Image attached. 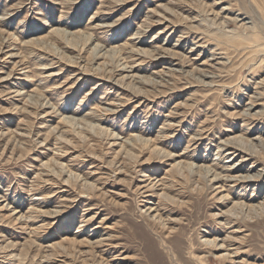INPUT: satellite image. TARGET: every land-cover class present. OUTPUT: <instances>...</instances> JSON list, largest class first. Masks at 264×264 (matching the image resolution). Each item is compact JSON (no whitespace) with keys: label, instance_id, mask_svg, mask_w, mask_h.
<instances>
[{"label":"rangeland","instance_id":"rangeland-1","mask_svg":"<svg viewBox=\"0 0 264 264\" xmlns=\"http://www.w3.org/2000/svg\"><path fill=\"white\" fill-rule=\"evenodd\" d=\"M234 164L264 0H0V264H264V178L198 169Z\"/></svg>","mask_w":264,"mask_h":264},{"label":"bare ground","instance_id":"bare-ground-1","mask_svg":"<svg viewBox=\"0 0 264 264\" xmlns=\"http://www.w3.org/2000/svg\"><path fill=\"white\" fill-rule=\"evenodd\" d=\"M78 33V32H77ZM75 36H76V34H75ZM253 37H255L256 39H258L256 36H253ZM90 38V37H89ZM256 41V40H255ZM73 49V48H72ZM171 59V58H170ZM95 67V66H94ZM121 67H122V69H120V70H122L123 72H127L128 74L129 73H131V72H133L132 71V69L133 68H129L128 67V64H122L121 65ZM108 70V69H107ZM124 78H127V77H124ZM130 78V77H129ZM257 106H255V105H251V107H250V109L249 110H252V111H254V109L256 108ZM73 120V119H72ZM69 126V125H68ZM75 131V130H74ZM61 134V133H60ZM61 136H62V134H61ZM60 136V137H61ZM147 142H149V141H147ZM145 145V144H144ZM248 143L246 142L245 143V145L244 146H237L234 150H235V152H228L229 153V155H231V156H233V157H235V158H238L240 155H238V152L239 153H245V155L246 154H249V156H251V159H253L255 156H257L258 155V153H251V151H250V149H248ZM226 147H230V145H228L227 144V146ZM230 162H233V161H230ZM246 162H248V159H244L243 158V160L241 161V164H244V163H246ZM241 164H239V165H237V164H234V165H230V166H227V167H224V168H226L225 169V172H228V173H230V174H234V173H242V172H244L245 171V166H242ZM254 165V164H253ZM258 167V166H257ZM199 169V171H201L202 170V172H203V174H204V177H205V180L207 179V182H206V186H207V188L208 189H213V185H215V184H219L220 182L222 183L223 181H226V182H237L238 184H250V183H253V182H255V181H258V179H261V177L262 178H264V175H262L261 173H258V174H251L250 172H252V171H250L249 169L247 170V172H246V175H243V173L241 174V175H239V176H237V177H231V175L230 176H228L226 179L224 178V177H222V174H220V173H216L214 170H212L211 168H205V171H204V168H201V167H199L198 168ZM62 174H63V172H62ZM213 184V185H211V186H209L208 184ZM209 186V187H208ZM240 208H241V210H243V205H240ZM250 211H252L251 209H250ZM262 218H263V216H264V211L261 213V214H259ZM260 217V218H261ZM230 224V223H229ZM229 229H231V228H226V227H224L223 225H221V228L219 229L220 230V232H222V231H228ZM209 242H207V244H208ZM206 244V245H207ZM213 244H215V243H213ZM206 247H210V246H206ZM211 247H213L215 250H220V249H218V246H211ZM194 256L196 257V259L199 261V264H208V260L206 259V258H201V257H199V256H197V254L196 253H194Z\"/></svg>","mask_w":264,"mask_h":264}]
</instances>
